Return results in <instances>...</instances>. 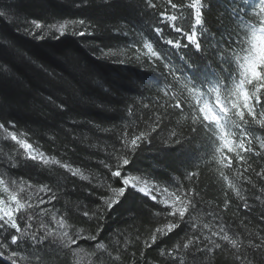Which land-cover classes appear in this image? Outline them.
Returning <instances> with one entry per match:
<instances>
[{
    "label": "snow or ice",
    "instance_id": "6c2138e0",
    "mask_svg": "<svg viewBox=\"0 0 264 264\" xmlns=\"http://www.w3.org/2000/svg\"><path fill=\"white\" fill-rule=\"evenodd\" d=\"M226 3L225 11L232 27L226 34L218 36L205 20V12L210 8L208 0H164L163 4L144 0L146 8L152 10L155 17L147 24L155 39L145 35L143 29L133 30V35L139 39L130 42L128 47L135 50V59L146 58L161 63L168 69L165 81L167 76H171L172 81L158 88L163 97L158 96L155 104L142 103L127 109L128 122L116 135L117 143L107 151V159L100 161L107 169V175L94 177L90 172L85 174L81 168L62 162L38 145L34 146L27 134L18 135L10 130L15 128L14 124L6 127L0 123L2 138L13 142L17 150L22 149L19 155L24 160L31 161L42 171L51 172L54 166H58L90 184L95 179L94 188L110 193L99 196L94 208L85 207L82 212L88 221L95 222L94 232L83 227L74 228L65 215L57 218L55 214L51 218L57 227L52 229L44 222L50 209L41 207L57 199L52 186L47 183L37 186L30 182L25 186L23 182L16 184L12 181L19 192H30L29 197L22 199L17 191L8 187L5 179L0 178V186L6 193V196H0V261L41 264L39 253L45 247L66 250L77 264L85 255L91 258L97 253H106L111 257L110 245L100 238L103 221L131 189L154 205L161 206L154 215L164 218V222L151 229L143 239L141 257L145 250L155 246L161 257L169 258L168 264H206L218 250H229L235 264H264V229L254 232L244 226L238 231L234 225L225 223L222 213L206 204L203 189L199 186L201 164L207 163L214 169L221 185L223 212H227L232 203L229 194L240 201L239 206L246 211L252 209L250 200L264 204V135L252 130V126L264 130V0H226ZM11 7L4 6L0 17L5 16ZM186 9L189 10L187 16ZM31 24L41 30L37 37L41 40L49 34L56 39L68 34L81 37L93 34L87 32L91 25L85 19H63L48 25L32 20ZM166 29L177 35L166 34ZM123 34L128 35L127 32ZM161 43L176 50L192 48L202 56L211 49V55L204 61L203 69L181 57L186 62V69L191 70L185 75L183 69H177L168 60L159 48ZM212 57H215L214 62ZM185 110L190 112L187 129L169 131L172 117L183 118ZM166 117L168 125L165 124ZM179 123L177 121V125ZM161 132H167L164 146L177 151L187 149L201 135L209 145L207 158H202L199 150L192 154L191 169L169 177L171 184L155 179L150 173L137 170L133 174L130 167L144 146L151 147ZM5 163L8 167H19L13 154L7 155ZM33 195L36 196L35 204L31 202ZM33 208L37 211L28 214ZM205 217L209 219L205 220ZM260 219L264 221V213ZM173 233L179 239L165 248ZM136 239L139 240L140 236L137 235ZM129 243L125 240V251ZM85 244L93 250L86 252ZM119 244V240L111 243L118 253L115 260L121 259ZM23 245L29 246L35 262L20 251ZM132 256L135 258L134 252ZM98 260L99 264H104L102 257Z\"/></svg>",
    "mask_w": 264,
    "mask_h": 264
},
{
    "label": "trees",
    "instance_id": "16d2710c",
    "mask_svg": "<svg viewBox=\"0 0 264 264\" xmlns=\"http://www.w3.org/2000/svg\"><path fill=\"white\" fill-rule=\"evenodd\" d=\"M154 2L163 4L164 0ZM208 2L210 8L205 12L207 25L218 36L226 34L232 27L225 11L228 7L226 0ZM6 5L12 7L0 17V123L6 127L14 124L15 128L10 130L18 135L27 134L34 146L38 145L62 162L81 168L85 174L90 172L94 177L107 175V169L100 161L107 159V151L117 143L116 135L128 122L127 109L142 103L155 104L158 96L163 97L158 88L172 81L171 76H167L165 81L168 69L161 63H153L146 58L135 59V50L128 47L130 42L139 39L133 35V30L143 29L145 35L155 39L147 28V24L155 19L152 10L146 8L144 0H0V10H4ZM188 11L185 10L186 16ZM63 19H85L91 25L87 32L93 34L83 37L68 34L59 39L49 34L41 40L37 38L41 30L31 24L32 20L48 25ZM184 24L187 27L188 21ZM125 32L127 36L123 34ZM168 33L177 35L166 29ZM159 48L172 65L184 70L185 75L191 70L186 69V62L181 57L203 69L204 61L211 55V49L202 56L192 48L176 50L162 43ZM212 60L214 62L215 57ZM189 117L190 112L185 110L183 118L173 116L172 123L168 125L166 117L165 124L169 131L173 128L186 130L190 124ZM177 121H180L179 125ZM252 130L264 135V130L258 126H252ZM166 135L167 132H161L151 147L144 146L130 165L133 174L137 170L150 173L155 179L171 184L169 177L191 169L192 154L199 150L198 154L207 158L209 145L203 135L194 139L187 149L179 151L164 146ZM2 137L0 132V178L6 180L8 187L24 199L30 192H19L12 181L16 184L23 182L25 186L27 182L37 186L49 184L56 190L57 199L41 206L50 209L49 215L44 217L48 227H57L52 214L57 218L65 215L74 228L83 227L94 232L95 222L88 221L82 212L85 207L89 210L94 208L99 196L110 193L94 188L95 179L90 184L58 166H54L51 172L40 170L19 155L22 149L17 150L13 142ZM8 154H13L19 167L6 165ZM199 186L203 189L206 204L221 212L225 223L234 225L238 231H242L244 226L254 232L264 229V221L260 219L264 204L250 200L252 209L246 211L239 206L241 202L229 194L232 203L229 210L223 212L221 185L214 169L207 163L201 164ZM0 196H6L3 186H0ZM35 201L36 196L33 195L31 202L35 204ZM160 207L129 189L103 221L100 238L110 245L112 256L97 253L96 257L89 258L85 255L79 258L78 264H99L98 257L103 258L104 264H133V260L135 264H168L169 258L161 257L155 246L140 256L145 236L164 222L163 217L154 215ZM36 211L33 208L28 214ZM24 226L21 222V227ZM178 239L173 233L165 248ZM115 240L120 241V260L114 259L118 253L111 243ZM125 240L130 241L126 251ZM84 247L86 252L93 250L87 244ZM20 251L35 262L28 245L21 246ZM39 254L41 264H77L69 252L59 248L45 247ZM0 264L6 262L0 261ZM206 264H235V261L229 250H218Z\"/></svg>",
    "mask_w": 264,
    "mask_h": 264
}]
</instances>
